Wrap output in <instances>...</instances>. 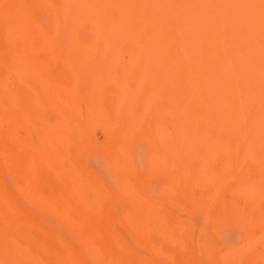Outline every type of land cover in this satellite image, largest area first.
Instances as JSON below:
<instances>
[{
    "label": "bare ground",
    "instance_id": "obj_1",
    "mask_svg": "<svg viewBox=\"0 0 264 264\" xmlns=\"http://www.w3.org/2000/svg\"><path fill=\"white\" fill-rule=\"evenodd\" d=\"M0 264H264V0H0Z\"/></svg>",
    "mask_w": 264,
    "mask_h": 264
},
{
    "label": "rangeland",
    "instance_id": "obj_2",
    "mask_svg": "<svg viewBox=\"0 0 264 264\" xmlns=\"http://www.w3.org/2000/svg\"><path fill=\"white\" fill-rule=\"evenodd\" d=\"M36 12L39 14V16L40 15H42L43 14V17L44 18H42L41 16V18H42V20H44V21H46L47 19V17H48V12L42 7V6H38V7H36ZM47 13V14H46ZM112 98V97H111ZM143 168L141 167V168H139V171L141 170V172H138L137 174H141L142 173V175H137V178L138 179H140L139 181H142L144 184L145 183H149V184H152V183H154L155 182V180H156V178H155V176H154V178H155V180H154V178L152 179V178H148V177H153V176H150V173L148 174V173H146V178H144L145 176H143L145 173L143 172L144 170H142ZM144 173V174H143ZM139 176V177H138ZM143 178H144V181H143ZM152 182V183H151ZM147 183V184H148ZM189 186L187 187V189L189 188V190L188 191H190V195L193 197V198H198L199 196H200V194H199V188L196 186L195 188H193L194 186L192 185V184H188ZM11 186V185H10ZM9 186V187H10ZM192 192V193H191ZM33 211H37V209L36 208H33ZM216 211V212H215ZM38 212V211H37ZM165 213H167L166 214V216H167V218L168 219H170L171 221H174V219L176 220L177 218L179 219V217L180 216H182L183 218L185 217V214H183L182 212H179V210H173V211H171V212H169V214H170V216H169V214H168V212H165ZM173 213V214H172ZM180 213H182L179 217H177ZM216 213H218V206L217 205H215V204H213L212 205V207H210L209 208V212L207 213L208 214V218L210 219V220H214L216 217H217V215H216ZM44 214V213H43ZM175 217V218H174ZM181 218V217H180ZM213 218V219H212Z\"/></svg>",
    "mask_w": 264,
    "mask_h": 264
}]
</instances>
